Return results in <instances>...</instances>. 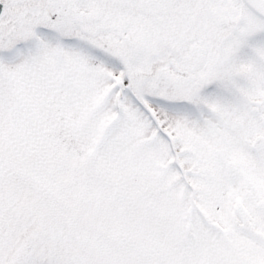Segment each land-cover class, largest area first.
<instances>
[{
	"label": "snow or ice",
	"instance_id": "6c2138e0",
	"mask_svg": "<svg viewBox=\"0 0 264 264\" xmlns=\"http://www.w3.org/2000/svg\"><path fill=\"white\" fill-rule=\"evenodd\" d=\"M264 0H0V264H264Z\"/></svg>",
	"mask_w": 264,
	"mask_h": 264
},
{
	"label": "rangeland",
	"instance_id": "374dc122",
	"mask_svg": "<svg viewBox=\"0 0 264 264\" xmlns=\"http://www.w3.org/2000/svg\"><path fill=\"white\" fill-rule=\"evenodd\" d=\"M260 38H264V37H258V39H260Z\"/></svg>",
	"mask_w": 264,
	"mask_h": 264
}]
</instances>
